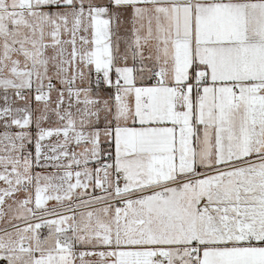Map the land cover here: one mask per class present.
Masks as SVG:
<instances>
[{
  "label": "snow or ice",
  "instance_id": "snow-or-ice-1",
  "mask_svg": "<svg viewBox=\"0 0 264 264\" xmlns=\"http://www.w3.org/2000/svg\"><path fill=\"white\" fill-rule=\"evenodd\" d=\"M0 264H264V0H0Z\"/></svg>",
  "mask_w": 264,
  "mask_h": 264
}]
</instances>
